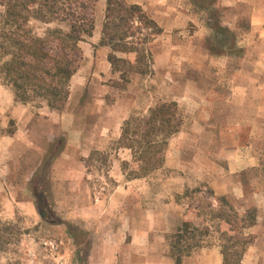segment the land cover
Wrapping results in <instances>:
<instances>
[{
  "label": "rangeland",
  "instance_id": "rangeland-1",
  "mask_svg": "<svg viewBox=\"0 0 264 264\" xmlns=\"http://www.w3.org/2000/svg\"><path fill=\"white\" fill-rule=\"evenodd\" d=\"M126 1L162 29L145 46L148 74L135 54L116 53L126 62L114 69L101 45L107 0H80L94 31L62 110L16 102L0 77V168L19 200L0 201V264H176L172 240L185 223L203 245L182 264H224L236 230L220 210L254 211L242 264H264V0ZM165 102L178 104L184 126L164 166L130 180L122 126Z\"/></svg>",
  "mask_w": 264,
  "mask_h": 264
},
{
  "label": "trees",
  "instance_id": "trees-1",
  "mask_svg": "<svg viewBox=\"0 0 264 264\" xmlns=\"http://www.w3.org/2000/svg\"><path fill=\"white\" fill-rule=\"evenodd\" d=\"M3 6L0 77L13 90L16 102H39L52 110H62L70 96V82L84 59L80 44L93 34V20L83 10L80 0H7ZM205 8L209 10L210 5ZM31 20L46 24L65 22L68 30L54 28L41 36L28 26ZM161 33L158 23L139 4L107 0L101 45L112 49L109 59L114 69L119 70V63L126 62L116 53L135 54V69L148 74L149 66L142 65L147 63L145 46L149 39ZM183 126L184 117L176 102L159 103L150 108L147 115L130 116L118 140V145L132 154L131 162L123 163L128 179L144 178L161 169L170 139L181 132ZM216 216L229 224L232 231L236 230L222 244L224 264H242L252 241L243 235L242 229L255 224L254 211H247L241 218L233 210H220ZM190 226L185 223L173 236L176 264H182L185 256L203 245L202 235L196 234L199 232L196 228L190 230Z\"/></svg>",
  "mask_w": 264,
  "mask_h": 264
},
{
  "label": "crops",
  "instance_id": "crops-1",
  "mask_svg": "<svg viewBox=\"0 0 264 264\" xmlns=\"http://www.w3.org/2000/svg\"><path fill=\"white\" fill-rule=\"evenodd\" d=\"M3 173H4L3 170L0 168V201H19L14 197H12V198L8 197L7 191H5L6 189L4 188V184H6V182H3V177H2ZM3 191L6 192L5 196L3 194ZM0 218L3 219V218H8V217H7V214L2 211V212H0ZM114 244L115 243H113V245ZM136 244H140V242L136 243ZM204 264H219V262L214 263L212 260H209V262L204 263Z\"/></svg>",
  "mask_w": 264,
  "mask_h": 264
},
{
  "label": "flooded vegetation",
  "instance_id": "flooded-vegetation-1",
  "mask_svg": "<svg viewBox=\"0 0 264 264\" xmlns=\"http://www.w3.org/2000/svg\"><path fill=\"white\" fill-rule=\"evenodd\" d=\"M42 214H43V217H45V216H46V213H45V211H43V212H42Z\"/></svg>",
  "mask_w": 264,
  "mask_h": 264
},
{
  "label": "water",
  "instance_id": "water-1",
  "mask_svg": "<svg viewBox=\"0 0 264 264\" xmlns=\"http://www.w3.org/2000/svg\"><path fill=\"white\" fill-rule=\"evenodd\" d=\"M43 215V214H42Z\"/></svg>",
  "mask_w": 264,
  "mask_h": 264
}]
</instances>
